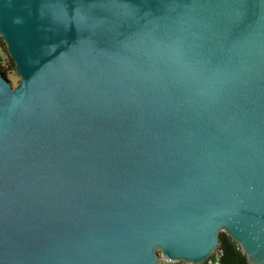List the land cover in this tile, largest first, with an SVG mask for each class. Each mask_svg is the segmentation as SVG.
Listing matches in <instances>:
<instances>
[{
  "label": "water",
  "instance_id": "obj_1",
  "mask_svg": "<svg viewBox=\"0 0 264 264\" xmlns=\"http://www.w3.org/2000/svg\"><path fill=\"white\" fill-rule=\"evenodd\" d=\"M0 264H264V0H0Z\"/></svg>",
  "mask_w": 264,
  "mask_h": 264
},
{
  "label": "trees",
  "instance_id": "obj_2",
  "mask_svg": "<svg viewBox=\"0 0 264 264\" xmlns=\"http://www.w3.org/2000/svg\"><path fill=\"white\" fill-rule=\"evenodd\" d=\"M9 62L11 66H14L10 58ZM0 74L6 78L5 70L1 65ZM218 242V248L222 252L220 264H249L244 254L240 251L238 245L224 232L219 233Z\"/></svg>",
  "mask_w": 264,
  "mask_h": 264
},
{
  "label": "rangeland",
  "instance_id": "obj_3",
  "mask_svg": "<svg viewBox=\"0 0 264 264\" xmlns=\"http://www.w3.org/2000/svg\"><path fill=\"white\" fill-rule=\"evenodd\" d=\"M0 65L5 70L6 78L14 86L19 80V76L16 74L14 66L10 65L9 56L6 51L4 42L0 38ZM164 264H184V263H168L164 259L162 260Z\"/></svg>",
  "mask_w": 264,
  "mask_h": 264
},
{
  "label": "built area",
  "instance_id": "obj_4",
  "mask_svg": "<svg viewBox=\"0 0 264 264\" xmlns=\"http://www.w3.org/2000/svg\"><path fill=\"white\" fill-rule=\"evenodd\" d=\"M221 255H222V252L218 248L215 252H213L209 257H207L200 264H220V257H221Z\"/></svg>",
  "mask_w": 264,
  "mask_h": 264
}]
</instances>
